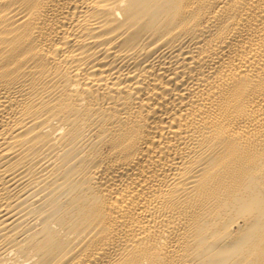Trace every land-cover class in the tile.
<instances>
[{
    "label": "bare ground",
    "instance_id": "6f19581e",
    "mask_svg": "<svg viewBox=\"0 0 264 264\" xmlns=\"http://www.w3.org/2000/svg\"><path fill=\"white\" fill-rule=\"evenodd\" d=\"M0 264H264V0H0Z\"/></svg>",
    "mask_w": 264,
    "mask_h": 264
}]
</instances>
